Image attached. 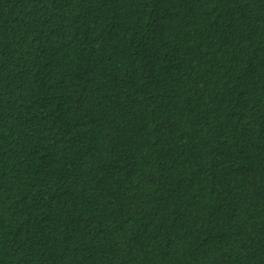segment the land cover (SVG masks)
I'll list each match as a JSON object with an SVG mask.
<instances>
[{"label":"trees","instance_id":"16d2710c","mask_svg":"<svg viewBox=\"0 0 264 264\" xmlns=\"http://www.w3.org/2000/svg\"><path fill=\"white\" fill-rule=\"evenodd\" d=\"M0 264H264V0H0Z\"/></svg>","mask_w":264,"mask_h":264}]
</instances>
